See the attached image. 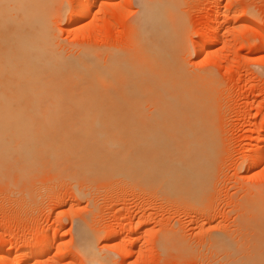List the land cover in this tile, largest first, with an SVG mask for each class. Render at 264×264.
I'll return each instance as SVG.
<instances>
[{
    "label": "bare ground",
    "instance_id": "bare-ground-1",
    "mask_svg": "<svg viewBox=\"0 0 264 264\" xmlns=\"http://www.w3.org/2000/svg\"><path fill=\"white\" fill-rule=\"evenodd\" d=\"M95 1L68 0L63 8V0H0V178L15 173L20 178L17 187L27 178L33 188L43 170L75 186L106 178L115 184L156 186L164 194L196 197L205 185L208 158L214 152L205 126L217 110L212 104L216 87L212 88L214 77L208 71L191 70L186 59L193 52L210 51L214 42L210 26L193 41L183 8L189 0H137L126 48L65 43L60 33L70 36L72 25L84 38L89 30L94 32L89 21ZM262 140L255 139L250 166L262 155ZM45 179L39 183L45 191L56 186L57 180ZM82 188L75 187L80 200L89 195ZM257 219L255 233L264 235V222ZM74 231L83 264H112L104 254L109 247L97 246L96 232L87 233L81 220H76ZM30 233L0 242L2 264H23L51 251L49 236ZM30 237L34 242L28 245ZM213 237L209 241L216 249L226 247L222 237ZM138 239L132 237L128 244L135 247ZM124 242L120 236L111 246L122 257L127 254L121 246ZM19 254L23 258L17 263Z\"/></svg>",
    "mask_w": 264,
    "mask_h": 264
},
{
    "label": "rangeland",
    "instance_id": "rangeland-1",
    "mask_svg": "<svg viewBox=\"0 0 264 264\" xmlns=\"http://www.w3.org/2000/svg\"><path fill=\"white\" fill-rule=\"evenodd\" d=\"M67 1L63 0V8ZM105 1L109 7L102 6ZM95 2L96 8L90 12L89 24L93 26L90 29L94 30H89L90 38L89 35L87 38L81 36L83 33L77 30V25L70 26L73 31L70 36L61 32L60 38L65 43L69 41L94 48H126L125 39L134 26L137 0ZM186 5L187 8H183L191 39L199 40L198 33L209 25L214 40L210 51L193 52L186 59L191 70L208 71L214 77L212 88L216 87L212 103L217 109L213 114L215 118L212 116L210 122L203 125H206L205 134L215 148L208 158L205 185L196 197L182 196L183 192L180 195L165 193L167 196L165 191L156 190L159 189L156 186L115 184L106 178H102L105 181L92 179L95 182L92 184L91 181L83 182L87 186L79 183L75 186L54 179L42 170L34 180L36 184L40 185L45 178L46 182L57 180L56 186L51 190L47 188L46 193L42 185L34 183L33 189L27 178H22L17 187L19 177L16 178L15 173L10 177L8 173L6 179L2 177L5 180L0 178L1 244L26 232H33L32 236L44 234L53 240L51 251L23 264H83L75 249L76 220L85 223L87 233L96 232L98 247H109L103 251L107 250L104 254L113 260L112 264H264V235L258 236V231L254 230L257 217L264 222V0H189ZM120 9L125 13L120 15L117 12ZM257 138H263L262 155L250 166L248 160L256 150ZM75 187H85L88 197L76 198ZM37 193L42 196L38 198ZM15 194L19 196L16 199ZM89 200L90 204H87ZM120 236L125 238L121 246L127 248L126 257L111 247ZM213 236L222 237L228 247L225 244L223 251L221 247L216 249L213 241H209ZM132 237L139 238L135 247L128 244ZM29 239L26 240L28 245L34 242L33 237ZM15 258V262L20 263L23 257L19 254ZM3 259L4 255L0 254V264Z\"/></svg>",
    "mask_w": 264,
    "mask_h": 264
}]
</instances>
